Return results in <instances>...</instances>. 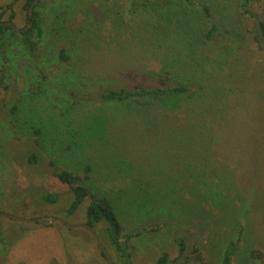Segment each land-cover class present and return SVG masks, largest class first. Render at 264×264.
Instances as JSON below:
<instances>
[{
    "label": "rangeland",
    "instance_id": "374dc122",
    "mask_svg": "<svg viewBox=\"0 0 264 264\" xmlns=\"http://www.w3.org/2000/svg\"><path fill=\"white\" fill-rule=\"evenodd\" d=\"M235 1L229 0V4L234 5ZM131 2L42 0L45 37L39 56L35 61L26 54L14 56L12 51L8 58L0 56V71L4 72V84L8 87V90L0 88V213L21 218L61 217L71 224L85 223L89 202L68 217L64 210L73 195L69 186L54 177L49 167L53 156L43 150V164L27 166L22 158L24 144L36 139L32 136L36 125L41 126L42 121L47 124L52 116L62 124L73 118L80 123L85 121L87 118L82 112L78 111L76 117L67 115L76 102L90 101L91 111L103 109L105 115L104 109L110 110V107L94 103V98L107 87L153 82L152 75L159 74L166 50L156 46L159 54L147 53L144 40L139 43L134 40L140 27L150 24L148 16L142 13L135 17L129 14ZM222 2L227 6V0ZM10 3H14L17 14L15 26L25 28L28 22L24 0H0L2 6ZM207 3L214 7L221 4L218 0H207ZM221 46V43L212 44L206 52L213 56ZM61 49L68 52V62L60 59ZM250 50L248 54H252L255 47ZM253 57L261 61L258 55ZM16 104L19 110L14 115L11 107ZM134 118L122 115L108 121L105 139L109 144H104L111 149L115 145L126 148L130 157L123 159L126 162L134 159L132 167L128 168L135 170L133 177L110 170L98 175V180L115 186L134 180L146 187L152 180L154 184L168 181L185 187L183 190L177 188L179 195L173 196V201L166 200L159 206L156 204L158 194L152 189L133 193V188L118 185L126 191L123 194L126 208L120 210L125 233H142L131 240V262L154 264L166 252L171 264H181L174 238L184 236L197 249L196 258L188 264H218L226 244L237 240L240 230L248 239L242 240V248L248 244L264 252V179L255 181L253 172L258 161L250 159L248 154L242 163L240 157L244 155L234 139L231 145L225 144L222 153L232 162L223 161L220 147L215 166L221 168L227 164L234 170V192L240 189L242 194L237 192L238 200L226 209H215L205 205L202 193L189 189L192 188L189 178L193 169L190 152L185 153L182 164L171 165L173 150L167 143L163 144V138L167 141L166 134L161 129L145 132L144 128H138L141 121ZM116 121L118 123H114ZM105 161L111 163L108 159ZM33 188L60 194V199L54 205L39 203L31 195ZM0 230L5 241V244L0 243V264H107L95 243L83 238L77 229L69 230L56 224L45 227L0 217ZM232 264H256V261L240 253Z\"/></svg>",
    "mask_w": 264,
    "mask_h": 264
},
{
    "label": "trees",
    "instance_id": "16d2710c",
    "mask_svg": "<svg viewBox=\"0 0 264 264\" xmlns=\"http://www.w3.org/2000/svg\"><path fill=\"white\" fill-rule=\"evenodd\" d=\"M35 1L30 17L29 10ZM218 1L220 9L208 4L207 0H132L129 14L135 17L142 13L148 16L150 24L140 27L134 40L138 43L144 40L147 53L151 51L157 55L156 46L166 50L159 74L152 75L153 82L99 91L92 101L110 107V110L104 109L105 115L103 109L91 111L90 101H82L76 102L67 115L76 117L79 111L88 121L80 123L73 118L75 121L62 124L52 116L47 124L42 121L39 126L37 122V127L31 128H35L32 136L36 139L24 144L22 158L27 166L42 165L43 150L54 157L49 156L52 159L49 167L54 177L71 188L73 195L64 210L68 217L89 202L85 223L95 229L114 264H133L131 240L142 234L125 233L120 210L126 208L123 200L126 191L118 185L133 188V193L152 189L158 194L156 204L159 206L166 200L173 201V196L179 195L177 188L183 190L185 185L177 186L168 181L154 184L150 180L144 187L132 180L126 181V185L115 186L98 180V175H104V171L113 170L127 177L135 173L128 169L134 159L130 162L123 159L130 157L126 148L115 145L111 149L104 145L109 144L105 139V125L112 118L122 115L135 117V121L138 118L141 121L138 128H144L145 132L161 129L167 137V141L163 138V144L167 143L173 150L171 165L182 164L185 153L190 152L193 169L189 178L192 188L189 189L202 193L205 205L226 209L238 200L237 192L242 194L240 189L234 192V170L227 164L221 168L215 166L220 147L222 155L225 144L231 145L232 139L244 155L240 157L242 163L248 154L250 159L258 161L253 170L255 181L264 179V0H237L234 5L227 0V6L222 0ZM13 7L14 3L0 5V21L14 23L17 14ZM23 9L27 12L25 28L16 31L0 26V56L8 58L12 51L14 56L26 54L35 61L45 37L42 0H24ZM215 43L223 46L212 56L206 50ZM250 47H255L252 54H248ZM254 55L261 61H255ZM59 57L64 62L70 60L65 49L59 51ZM4 75L0 71V88L8 90ZM18 107L19 104L13 105L11 113L15 115ZM222 156L223 161L232 162ZM106 159L111 163H106ZM30 191L39 203L54 205L60 199L57 193L37 188ZM77 230L83 238L95 243L102 260L109 264L91 233L86 229ZM243 233L240 230L237 240L228 241L218 264H232L240 253L247 258L251 256L256 264H264L263 251L248 244L244 248L240 246L242 240H248ZM174 241L181 264L196 258L197 249L186 237L177 236ZM0 243L5 244L1 230ZM170 261L169 254L164 252L154 264H171Z\"/></svg>",
    "mask_w": 264,
    "mask_h": 264
},
{
    "label": "water",
    "instance_id": "95a60500",
    "mask_svg": "<svg viewBox=\"0 0 264 264\" xmlns=\"http://www.w3.org/2000/svg\"><path fill=\"white\" fill-rule=\"evenodd\" d=\"M36 4V1L33 3L31 9L29 10V16L32 17L33 15V9L34 6ZM0 26H5V27H11L16 31H19V29H17V27L15 26L14 23L12 22H8V21H0ZM31 26V24L29 25V27ZM0 217L3 218H10L14 221L17 222H21V223H26V224H40L42 226L45 227H50L54 224H60L62 226H64L65 228L69 229V230H76V229H86L88 230L91 235L93 236V238L95 239V242L97 244V246L99 247V249L102 251V253L104 254V256L106 257V261H108L109 264H114V261H112V257L109 254V252L106 250V248L104 247L101 239L99 238L98 234L96 233L95 229L86 224V223H82V224H71L70 222H68L66 219L61 218V217H35V218H21V217H17V216H12L9 214H2L0 213Z\"/></svg>",
    "mask_w": 264,
    "mask_h": 264
}]
</instances>
